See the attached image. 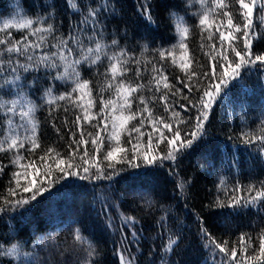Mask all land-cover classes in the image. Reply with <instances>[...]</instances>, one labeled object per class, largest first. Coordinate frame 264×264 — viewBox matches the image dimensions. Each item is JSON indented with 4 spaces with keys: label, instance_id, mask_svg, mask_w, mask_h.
I'll return each instance as SVG.
<instances>
[{
    "label": "trees",
    "instance_id": "16d2710c",
    "mask_svg": "<svg viewBox=\"0 0 264 264\" xmlns=\"http://www.w3.org/2000/svg\"><path fill=\"white\" fill-rule=\"evenodd\" d=\"M141 2L142 0H79L77 10L74 12L66 0H0V25L5 20L15 18L17 12L22 11L25 18L34 21L43 16L47 23L58 29L54 36L66 38L69 26L79 24L87 14V7H97L99 10L101 4H110L115 9V15L109 12L102 13L100 18L104 26L103 35L93 36V41L105 45V54L96 65L84 64L79 69L81 78L91 83L92 98L95 100L92 114L99 113L101 96L107 100L114 95V89L105 90L103 93L100 91L106 80L104 73L109 66L107 56L119 52L120 49H126L128 55L134 56L140 64L130 62L129 72L124 79L126 82L145 85L137 94L132 111L136 112L143 107L138 100L140 95L150 100L153 95L158 98L162 94L163 90L161 93L155 92L150 81L154 75L153 66L163 67V74L174 86L172 91L180 89L175 97L169 93V100L184 121L179 125L181 135L184 136L185 132L190 133L193 130L198 113L190 107L187 111L181 109L179 103L187 106V101L182 99V95L192 99L198 97L200 93L195 89L189 93L183 87L179 81L186 80L184 72L171 60L161 61L159 51L175 50L179 60L180 33L177 31V25L178 21L182 20L183 26L189 29L184 42L187 44L186 55L191 60V69L198 73L210 71L211 64L205 53L214 52L212 44L216 45L217 50L220 49L219 33L213 28L212 39L209 40L208 31L200 27V19L205 11L213 9L215 14L210 15V21L217 24L223 21L221 30L227 32L228 29L224 27L227 24V17L223 16L222 12H230L233 22L242 26L239 5L233 0H224L228 7L219 10L214 9L211 0H204L203 5L201 0H151L152 18L155 23L149 24L140 15ZM258 3H264V0H258ZM44 4H54L55 8L41 7ZM49 14L51 19H48ZM261 17H264V10L254 9L253 30L257 34L264 33V20ZM11 31L15 39L28 34V30L17 31L14 28ZM77 34L85 40L87 46L94 47V43L88 42L83 33ZM88 35H92L91 31ZM113 39L119 42L117 47L111 45ZM55 42L52 36L48 37L50 51H56L52 47ZM201 44L204 45L203 48ZM237 48L242 50V42L237 43ZM39 51L37 50V54ZM252 52L253 56L264 54V37L253 41ZM29 54H32L31 50ZM8 55H11L13 60L19 59L21 63L28 62L25 56H18L15 53L0 58L7 61ZM228 55L231 58L234 54L229 51ZM137 66L142 69L140 78L135 76ZM0 67L9 68L7 62ZM219 72L220 68L217 67L218 75ZM241 74L246 86L229 83L227 95L216 103L209 113L202 139L191 150L179 153L175 162L164 161L161 167L151 170L146 169L143 164L138 169L118 164L116 170L120 174L111 180L69 177L59 181L50 191L25 206L28 211L23 214L4 215L0 220V243L5 248L18 244L21 255L19 259L0 258V264H92L93 261L101 260L103 264H120L118 252L125 250L126 255L130 254V258H134L133 264H223L222 254L204 247L207 241L203 238L201 227L205 228L218 243L223 244L227 241L226 247L229 252L236 247L238 258L241 255L240 235L243 233L246 237L245 246L251 245L245 255L250 257L258 255L259 237L264 234V201L239 208L227 206L234 197L242 196L247 199L255 195V191L251 193L248 191L250 185L256 190L264 188L262 183L264 152L256 142L251 145L244 144L241 136L242 132L262 134L261 129H264V65H247L241 69ZM17 75L20 76V80L16 83L23 86L28 99L37 106L35 118L39 122L40 147L34 153L22 149L24 160L21 163L35 161L43 172L44 166L40 157L48 148H54L67 159L68 145L72 144L71 133L76 132L75 139H81L74 124L76 116L81 115V109L67 100L49 105L45 96L46 90L50 87L54 96L69 93L75 86V81L53 79L55 71L51 69L40 68L28 72L21 69L16 73H10V69L0 71V77H5L8 81L14 80ZM207 82L199 81L201 85ZM0 89H2L0 97L4 100L15 98L14 94L17 91L15 85L5 84L3 79H0ZM77 95L78 93H73V99ZM86 101L87 97L83 102ZM149 107L152 109L153 120L162 117L165 122L175 126L176 120H169V113L164 111V105L158 99L150 101ZM65 120L68 121L67 124L64 123ZM97 122L93 121V125L83 124L85 133L83 138L89 143L86 146L81 145L79 152L83 154L86 147L90 158L94 153V147L88 133L95 135L97 129L94 124ZM6 125V119L0 118V138L7 131ZM138 125L139 120H134L130 127ZM56 128L60 129L59 133L56 132ZM141 131L153 136L154 149L160 131H163L165 136H170L162 126L159 127V131H153L152 125L147 122ZM20 134L24 136L30 133L21 128ZM136 139L137 136L133 133V143ZM147 140V135L140 138L141 149L147 146ZM122 141V146L131 148L127 136H124ZM72 146L75 149L76 145ZM110 146L115 144L110 145L105 139L101 151L96 154V159L101 162L106 174L112 171L106 167L107 161L103 160ZM27 147L29 145H26ZM167 149L165 141L159 145L156 154H166ZM52 155L54 156V153ZM14 156L15 152H0V164L6 165L3 174L0 175V202L8 196L7 190L15 187L14 181L10 183L12 173L24 171L13 166L11 161ZM128 157L131 158V151ZM48 162L51 163V159ZM170 168L175 170V175L170 173ZM121 169L123 171H120ZM28 171L31 172L32 169ZM92 172L95 174V169ZM134 173H140V178L137 179ZM180 182H184L185 187L182 191H177ZM23 183L22 179L21 184ZM237 188L240 191H234ZM220 203L225 206L220 207ZM12 215L15 219L11 218ZM122 216L134 217L137 223L134 227L123 226ZM77 229L81 230L83 237L81 241L73 238ZM133 231L136 232L135 237L132 235ZM170 236L173 238L178 236L179 241L171 251H165ZM40 237H43L40 246L33 248V244ZM25 253L30 255H23ZM248 264L264 262L253 260Z\"/></svg>",
    "mask_w": 264,
    "mask_h": 264
},
{
    "label": "snow or ice",
    "instance_id": "6c2138e0",
    "mask_svg": "<svg viewBox=\"0 0 264 264\" xmlns=\"http://www.w3.org/2000/svg\"><path fill=\"white\" fill-rule=\"evenodd\" d=\"M69 7L75 12L79 4V0H66ZM235 4L239 5L240 16L243 19L242 26L240 23L233 22V16L230 12L223 11V16L227 17V24L224 25L228 30L227 32L221 30L223 21L219 24L214 21H210V15H214L213 9H208L204 12L200 19V27L204 31H208V39H212V29L219 33L220 49H216V45L212 44L211 47L214 52H206L205 55L209 57L211 64L210 71L198 73L191 69V60L187 58V44L184 42L189 32L187 27L183 26V21L179 20L177 25V31L180 33L179 43V60H177L175 50L168 51L161 49L159 51V58L161 61L171 60V62L178 66L186 76V80L179 81L184 88L192 93L195 89L199 92L198 97L192 99L187 95H182V99L187 101V106L183 103H179V107L185 111L188 108L195 109L197 111L196 122L193 125V130L188 133L185 132L184 136L181 135V129L179 125L184 121L180 118V113L174 110L173 103L169 100V93L173 97L180 92L177 88L175 92L172 91L173 85L168 82V77L163 74V67L157 68L153 66L152 79L150 81L152 88L156 93L162 94L157 98L153 95L150 100L145 99L143 95L138 97L139 103L143 105L141 109L136 112L132 111L133 102L137 99V94L140 93L145 85L143 83L126 82L124 79L128 72V65L130 62L135 65H139L140 62L135 60L134 56L128 55L126 49H120L119 52L113 53L107 56L109 66L104 73L106 80L104 86L100 89L101 93L105 90L114 89V95L105 100L103 96L100 97L101 108L99 113L92 114V109L95 107V100L92 98L91 83L89 80H83L81 78L80 67L84 64L96 65L101 61L102 55H104L105 45H102L99 41H93V36L103 35L104 26L101 20V14L109 12L115 15V9L108 3L101 4L99 10L97 7H87V14L83 16V19L78 25H70L67 37H56L54 32L57 31L53 24L47 23V19L43 16L37 20L25 18L22 11H18L16 17L10 20H5L0 25V57L6 54L15 53L18 56H25L28 62L21 63L19 59L13 60L11 55H8L7 61L0 58V66H3L7 62L9 68L0 67V71H9L10 73H16L19 70L28 72L29 70L35 71L43 68L45 70H54L55 75L53 79L66 80L71 79L75 81V86L72 91L60 96H54L52 88H48L45 92L47 97L46 103L52 105L57 101L67 100L70 103L75 104L81 109V115H77L74 124L77 127L81 139L76 140V132H72V144L68 145L67 159L64 158L61 153L57 152L54 148H48L43 156L40 157L41 164L44 166V171H40V167L37 166L35 161H29L27 164H22L24 156L21 154L22 149H26L30 153H34L36 149L40 147L39 144V122L35 118V112L37 106L28 99V96L23 91V86L16 83L20 80V76L17 75L14 80L8 81L5 77L3 79L5 84L15 85L17 91L15 92V98L11 100H4L0 97V118L6 119L7 131L0 138V152H15L11 163L13 166H17L24 169L23 172L16 171L12 173L11 181L15 182V187L9 188L8 196L0 202V220L4 215L23 214L28 211V206L32 201H35L38 197L42 196L45 192L50 191L56 183L61 180H66L69 177H79L81 179H106L111 180L114 176L120 174L116 170V165L125 164L130 168L138 169L143 166L146 169L158 168L163 165L164 161L175 162L178 158V154L187 150H191L203 137L204 126L208 121L209 113L213 106L220 102L224 96L227 95V86L230 82L240 83L242 87L244 84L241 69L247 65H264V54H258L253 56L252 45L253 41L264 37V33L257 34L253 30L252 17L254 15V9L259 8L264 10V3H258V0H233ZM202 5L204 0H201ZM214 9L223 10L228 7L224 0H211ZM19 8V6H17ZM43 8H55L54 4L41 5ZM140 15L149 23H155L152 18L151 12V0H142L140 3ZM48 19H51L49 14ZM264 20V17H261ZM34 24L40 25L39 27H33ZM44 25H47L46 27ZM28 30V34L22 36L20 39H15L12 35L11 29ZM91 31L92 35H88ZM83 33L88 42L94 43V47L87 46L85 40L81 39L77 33ZM238 33L239 35H235ZM56 41L52 44V47L56 51H50L48 49V37ZM32 37L33 39H30ZM242 42L243 48L238 49L237 43ZM113 47H117L119 42L116 39L111 41ZM226 45V47H225ZM74 46V47H73ZM204 45L201 44V48ZM78 49V51H75ZM31 50L32 54H29ZM37 50L39 54H37ZM234 55L230 58L228 52ZM78 57V58H76ZM217 67L220 68L219 75L217 74ZM62 69V70H61ZM90 70V69H89ZM51 74V73H48ZM142 74L141 67L135 68V76L140 78ZM179 79V78H177ZM207 80L206 84L201 85L199 81ZM2 90V89H0ZM11 93V87H9ZM73 93H78L75 99H73ZM87 97L86 103L83 102ZM159 100L164 105V111L169 113V120H176L175 126L172 123L165 122L164 118L157 117L155 120L152 118V109L149 107L150 101ZM17 119L19 123H17ZM139 120L138 126H131V122ZM93 121H98L94 124L97 129L95 135L88 133L91 140V144L94 147V153L91 158L87 148L83 154H80L79 149L81 145H87L88 140H85L83 124L93 125ZM152 125L153 131H159V127L170 133V136H165L163 131L159 132L156 137V148H153V136L141 131V128L145 123ZM68 123L67 120L64 122ZM55 128V124H53ZM25 129L30 133L21 136L20 129ZM56 132H60L59 128H56ZM133 133L136 134V142L133 143ZM262 134H254L252 132H242V140L246 145H251L256 142L260 145V150L264 152V129H261ZM147 135V146L141 149L139 140L143 136ZM128 137V144L131 148L122 146V138ZM190 137V138H189ZM107 139L110 145L109 150L103 157L104 161H107V168L112 171L105 173V168L101 162L96 159L98 154ZM167 142V153L156 154L158 147L161 143ZM73 144L76 145L75 149ZM7 145V147H5ZM26 145L29 147L26 148ZM131 151V158L128 157V153ZM54 153V156L52 155ZM51 159V163H49ZM233 163H236L233 161ZM54 165V167H53ZM6 165L0 164V175L3 174ZM28 169H32L31 172ZM95 169V174L92 170ZM120 171H123L121 169ZM170 173L175 175L173 168L169 169ZM147 173L145 172L144 175ZM137 179L140 178V173L133 174ZM24 183L21 184V180ZM264 183V182H262ZM185 187L184 182H180L177 185V191H182ZM234 191H240L239 188ZM248 191L251 193L255 191V195L245 199L242 196L234 197L228 207L239 208L248 205H254L257 201H264V188L256 190L254 186H249ZM30 194V195H24ZM104 203V201H101ZM220 207H224L223 203H220ZM15 219V216H11ZM122 225L128 227H134L137 223L134 217L122 216ZM164 220V217L161 218ZM203 238L207 241L204 247L208 248L212 252L222 254L224 257L223 264H248L249 261L264 262V234L259 237V250L258 255L255 257L246 256L250 244L245 246L246 237L242 233L240 235V257L237 256V248L233 247L229 252L226 247L227 241L223 244L218 243L214 237L203 227L200 228ZM133 237L136 236V232H132ZM74 240L81 241L83 239L81 230L77 229L73 236ZM250 237L248 240L250 241ZM43 237H40L38 241L33 244V248L40 246V242ZM179 237H169L165 246V251H171L174 246L178 244ZM19 245L12 244L10 247L0 243V258L12 257L19 259L20 253L18 251ZM126 251V250H125ZM125 251H119L118 257L120 264H133L134 258H130V254L126 255ZM28 256L30 254H23ZM92 255V252H89ZM92 264H103V261H93Z\"/></svg>",
    "mask_w": 264,
    "mask_h": 264
}]
</instances>
